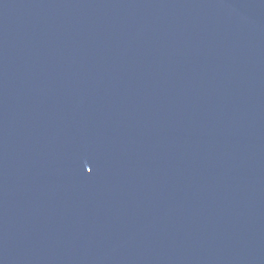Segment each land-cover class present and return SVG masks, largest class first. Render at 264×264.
Instances as JSON below:
<instances>
[{
  "label": "water",
  "instance_id": "1",
  "mask_svg": "<svg viewBox=\"0 0 264 264\" xmlns=\"http://www.w3.org/2000/svg\"><path fill=\"white\" fill-rule=\"evenodd\" d=\"M0 264H264V0H0Z\"/></svg>",
  "mask_w": 264,
  "mask_h": 264
}]
</instances>
